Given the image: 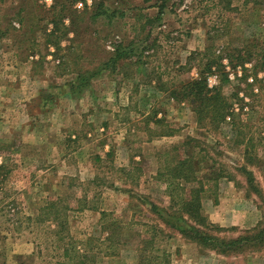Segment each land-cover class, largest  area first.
Segmentation results:
<instances>
[{
    "label": "rangeland",
    "instance_id": "obj_1",
    "mask_svg": "<svg viewBox=\"0 0 264 264\" xmlns=\"http://www.w3.org/2000/svg\"><path fill=\"white\" fill-rule=\"evenodd\" d=\"M133 41L135 55L70 90L75 69ZM256 58L264 0H0V264H264V241L202 248L150 208L170 203L165 167L191 157L215 234L264 225ZM203 75L230 102L220 123L173 96Z\"/></svg>",
    "mask_w": 264,
    "mask_h": 264
},
{
    "label": "trees",
    "instance_id": "obj_2",
    "mask_svg": "<svg viewBox=\"0 0 264 264\" xmlns=\"http://www.w3.org/2000/svg\"><path fill=\"white\" fill-rule=\"evenodd\" d=\"M163 3L164 2L160 3L159 7H162ZM69 14H71V17L73 16L71 12ZM94 14L99 15L101 11L98 10ZM160 16L161 10H158L156 18H160ZM135 44L137 43L134 41L127 44H118L114 54L107 60L101 61L96 67L84 70L75 69L76 78L70 83V90L73 93L80 91L86 87L93 78L98 77L102 71L108 68L112 69V66L116 65L119 60L121 61L129 57L131 54L135 55L137 48L134 47ZM66 51L69 55L73 53L69 48ZM240 53L242 52L240 51ZM249 56L251 55L249 54ZM68 57L69 56L66 54L62 59L65 60L66 64L69 63ZM251 57H248V59H251ZM210 62L211 61L207 62L206 69H209L211 66ZM238 62H244V57H241ZM263 64L264 60L258 62L256 58L255 67ZM224 81H227V79ZM179 84L178 88L174 90L173 96L176 99H184L191 102L192 108L197 114L199 121H203L207 116L208 118L211 116L212 119L210 122L212 123H220L225 119L230 102L227 97H223L220 92L222 83H219V85L214 88H208L205 75H203L199 78L182 81ZM191 161V157H184L177 160V165H173L171 168L165 167V173H168L166 187L169 189L170 203L166 207H161L154 203L150 205L151 210L158 216L162 223L166 227L177 231L188 240L194 241L202 248H216L222 253L228 252L231 249L241 251L243 250V246H253L258 243L262 244L264 241V225L259 226L257 230L253 228L243 235L234 238H220L215 234L217 230H220V227H213L212 223H209L207 216L202 212L203 184L197 179L196 175H194L195 170L192 167ZM3 166L4 165H0V170L3 169ZM196 181L198 185L186 186V183L189 184ZM251 186L254 187L255 185L251 184ZM175 195L180 197L176 199ZM190 220L195 221L194 223H198L200 228L190 223ZM63 224L65 226L66 223L64 222ZM153 236L154 235H152V237Z\"/></svg>",
    "mask_w": 264,
    "mask_h": 264
},
{
    "label": "crops",
    "instance_id": "obj_3",
    "mask_svg": "<svg viewBox=\"0 0 264 264\" xmlns=\"http://www.w3.org/2000/svg\"><path fill=\"white\" fill-rule=\"evenodd\" d=\"M177 232V231H176ZM178 233V232H177ZM180 234V233H179ZM181 235V234H180ZM182 236V235H181Z\"/></svg>",
    "mask_w": 264,
    "mask_h": 264
}]
</instances>
